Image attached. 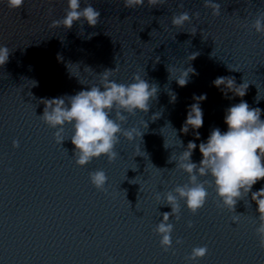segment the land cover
<instances>
[{
    "label": "clouds",
    "instance_id": "obj_1",
    "mask_svg": "<svg viewBox=\"0 0 264 264\" xmlns=\"http://www.w3.org/2000/svg\"><path fill=\"white\" fill-rule=\"evenodd\" d=\"M164 2L165 0L163 2L162 0H147L149 6ZM23 4L24 0H7L10 9L21 8ZM144 4L145 0H124V6L127 8L134 9ZM203 6L210 8L213 16L221 14V5L214 0H204ZM178 7H184L182 0ZM100 15L91 3L81 7V0H67L65 15L54 20L52 26L71 29L75 23L79 22L83 30L85 22L90 27H96L99 24ZM193 15L199 17L198 13ZM190 22L191 17L187 11L173 14L171 18L173 27L182 28ZM250 27L256 33L264 35V11L258 12ZM195 33L194 30L192 34ZM11 52L6 45L0 46V66L8 62ZM197 55L198 53H193L188 60H194ZM117 70V68L105 70L97 75L98 84H90L87 90H81L75 95L40 101L44 104V109L39 118L46 126L56 130L54 140L61 147L65 141V125H71L73 131L68 139L74 145L72 156L77 166L85 167L94 158L98 159L102 156H106L108 162L112 163L119 156L116 146L120 143L121 137L129 142L134 141L137 135L142 137V132L136 127L125 128L123 125L129 116L137 112L147 113L149 111L151 102L157 98L158 85L150 83L139 73L133 74L130 83H118L111 79ZM177 71L179 75L175 81L180 87H185L190 82V74L198 75L191 66L177 69ZM168 72L169 76H172L171 68H168ZM79 81L84 84L80 79ZM212 84L226 97L230 92L233 96L242 98L249 87V84L244 81L238 85L235 77L232 76L217 77ZM169 95L171 102H175L176 95L174 93H169ZM206 99L207 94L199 96L193 94L195 102L188 107L187 117L180 132L188 134L192 129L195 138L200 139V133L197 130L204 124L201 102ZM256 102L259 103L257 100ZM261 117L262 110L259 107H250L246 101L241 99L239 103L231 105L225 111L224 123L227 125V131H221L219 127H215L210 131L207 141H202L199 145L190 140L184 147L183 141L179 139V146L183 150L178 155L171 154L168 162H175L172 170L185 173L188 177L187 182L175 186L162 195L160 192L155 195L157 201L163 198L164 203L160 206L171 208V212L160 213L162 219L153 229L154 233L160 237L159 243L165 252L171 249L173 244L174 224L169 222L170 218L176 221L181 218L180 201H184L187 209L195 215L207 203L209 188L214 190L215 197L219 201L217 207L235 213L231 220L237 225L242 214L236 213V205L239 201L248 198L249 194L251 195V201L255 202L258 214L254 221L255 235L258 239V246L264 249V186L253 191V186L258 181L264 180V119ZM157 118L159 116L156 113L153 114L152 120ZM144 123L147 128V123ZM13 147H19V141L14 140ZM164 147L169 148L166 142ZM197 147L202 156L198 163L192 160L193 152ZM89 179L98 191H107L105 185L108 177L105 171H92L89 173ZM188 227H193L191 221L188 222ZM175 243L180 245L183 241L178 238ZM207 254L206 245L193 247L185 260L192 264V262L203 259ZM111 259L109 257L110 264Z\"/></svg>",
    "mask_w": 264,
    "mask_h": 264
}]
</instances>
